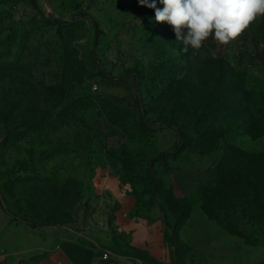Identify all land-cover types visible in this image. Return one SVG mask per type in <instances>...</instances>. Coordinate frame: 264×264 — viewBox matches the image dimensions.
I'll return each mask as SVG.
<instances>
[{
	"label": "rangeland",
	"instance_id": "rangeland-1",
	"mask_svg": "<svg viewBox=\"0 0 264 264\" xmlns=\"http://www.w3.org/2000/svg\"><path fill=\"white\" fill-rule=\"evenodd\" d=\"M257 110L264 17L185 52L138 0H0V264H49L54 235L109 229L114 178L178 216L181 264H264V213L225 227L201 208L228 145L264 152L245 129Z\"/></svg>",
	"mask_w": 264,
	"mask_h": 264
},
{
	"label": "crops",
	"instance_id": "crops-1",
	"mask_svg": "<svg viewBox=\"0 0 264 264\" xmlns=\"http://www.w3.org/2000/svg\"><path fill=\"white\" fill-rule=\"evenodd\" d=\"M123 186L116 178L107 182L120 203L112 209L110 228L92 233L73 231L72 238L58 235L57 240L54 235L47 242L56 243L49 253V264H178L171 235L177 216L150 190L139 193V202V197ZM190 218L183 221L184 227ZM104 252L109 253L108 258H103Z\"/></svg>",
	"mask_w": 264,
	"mask_h": 264
},
{
	"label": "clouds",
	"instance_id": "clouds-1",
	"mask_svg": "<svg viewBox=\"0 0 264 264\" xmlns=\"http://www.w3.org/2000/svg\"><path fill=\"white\" fill-rule=\"evenodd\" d=\"M153 9L156 23L171 26L183 50H199L209 38L228 45L264 17V0H138Z\"/></svg>",
	"mask_w": 264,
	"mask_h": 264
},
{
	"label": "trees",
	"instance_id": "trees-1",
	"mask_svg": "<svg viewBox=\"0 0 264 264\" xmlns=\"http://www.w3.org/2000/svg\"><path fill=\"white\" fill-rule=\"evenodd\" d=\"M245 129L252 136L264 134V110H257ZM215 169L214 186L205 187L201 192L203 210L225 227L230 225L237 212L260 210L264 213V152L251 153L228 145ZM212 210L218 212L214 214ZM178 264H181L179 259Z\"/></svg>",
	"mask_w": 264,
	"mask_h": 264
},
{
	"label": "built area",
	"instance_id": "built-area-1",
	"mask_svg": "<svg viewBox=\"0 0 264 264\" xmlns=\"http://www.w3.org/2000/svg\"><path fill=\"white\" fill-rule=\"evenodd\" d=\"M102 256H103V258H108L109 253H108V252H104V253L102 254Z\"/></svg>",
	"mask_w": 264,
	"mask_h": 264
}]
</instances>
